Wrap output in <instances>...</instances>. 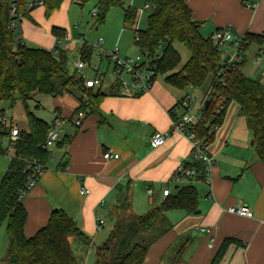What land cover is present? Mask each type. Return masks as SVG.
<instances>
[{
	"label": "crops",
	"instance_id": "0c3cea01",
	"mask_svg": "<svg viewBox=\"0 0 264 264\" xmlns=\"http://www.w3.org/2000/svg\"><path fill=\"white\" fill-rule=\"evenodd\" d=\"M185 1L192 9L193 20L201 23L204 37L230 28L234 36L263 39L246 48L242 72L264 85V0ZM249 4L256 8L249 9ZM204 29L206 34L202 32ZM52 38L50 50L56 42L53 35ZM113 85L104 83L94 89L106 96L98 113L85 114L79 128L70 120L80 101L68 114L60 105L55 109L65 119L64 125L70 123V128L51 149L45 172L21 199L28 213L26 237L45 227L51 213L60 209L92 239V246L100 239L105 243L111 231L105 237L101 234L109 222L113 229L117 207L126 196L132 199V212L142 215L165 200L162 193L165 186L173 194L177 187L190 183L174 181L181 165L193 163L191 143L185 135L173 133L165 145L156 149L149 145L155 132L169 131L175 115L183 113L180 103L188 90L156 79L150 92L127 97L120 90L111 93ZM203 103L204 98L193 106L191 113H199ZM174 108V113H170ZM239 113L240 106L232 103L208 145L215 160L211 183L203 180L190 183L198 193L200 213L170 212L168 218L173 229L151 247L144 264H168L167 253L183 236L194 241L188 252V264H211L226 239L238 243L228 247L222 264H264V163L258 160L253 134ZM110 151L119 158L106 160L104 154ZM148 188L154 191L152 201L147 195ZM82 189L90 193L82 195ZM237 206L248 207L253 217L227 212ZM99 220L104 221L101 231L97 230ZM201 229L209 233H202Z\"/></svg>",
	"mask_w": 264,
	"mask_h": 264
},
{
	"label": "trees",
	"instance_id": "16d2710c",
	"mask_svg": "<svg viewBox=\"0 0 264 264\" xmlns=\"http://www.w3.org/2000/svg\"><path fill=\"white\" fill-rule=\"evenodd\" d=\"M40 1L49 17L67 0H0V103L14 106L21 101L28 124L27 130H21L15 157L9 161L0 184V229L7 221L8 236L7 252L0 264H80L73 241L87 252L93 243L60 209L51 213L47 225L34 236L28 238L24 232L28 213L21 199L31 188L26 185L27 177L23 171L28 161H37L46 170L51 151L43 146L52 126L29 111L28 101L35 94L57 98L75 87L83 94L86 92L88 100H80L74 115L80 112L95 114L106 96L101 90L87 89L83 77L69 73L67 52L56 46L64 43L65 30L52 28L56 40L52 50L31 48L21 39L16 41L19 25L24 19L31 21L32 12L38 8L31 4ZM69 1L83 8L90 0ZM96 1L99 23L105 21L112 8L121 9L124 23L130 26L137 17L138 11L133 6L124 7L121 0ZM150 3L152 11L146 29L134 30L136 47L153 58L158 75H164L168 85L182 91L202 90L208 85L207 99L200 110V123L190 130L208 146L216 129L222 125L225 113L235 102L240 106V117L253 134L257 158L264 163V85L243 74V62L233 66L222 64L221 50L211 37L201 34V23L193 20L192 9L185 0H150ZM253 41L263 39L247 35L243 54ZM178 44L190 54L181 68ZM80 53L81 60L84 58L90 65L92 53L85 49ZM119 90L115 83L111 93ZM185 167L200 170L203 165L193 161ZM201 180L203 177L199 176L189 182ZM190 183L177 187L175 193L142 215L132 212L130 197L126 196L117 207L115 224L106 242L96 251L94 264H144L151 247L173 229L168 218L170 212L193 215L199 210V196ZM189 237L175 251L169 264H188V252L194 242ZM235 243H238L235 239H226L211 264H222L226 250Z\"/></svg>",
	"mask_w": 264,
	"mask_h": 264
},
{
	"label": "rangeland",
	"instance_id": "374dc122",
	"mask_svg": "<svg viewBox=\"0 0 264 264\" xmlns=\"http://www.w3.org/2000/svg\"><path fill=\"white\" fill-rule=\"evenodd\" d=\"M124 7L133 6L137 11L144 8V4L147 0H121ZM97 8V1L90 0L85 7H80L77 4L67 0L65 1L59 10L52 13L51 16L46 17L43 7H38L32 14V20L24 19L19 25V29L16 32V41L21 39L27 46L31 48H43L50 50L53 43L52 27L57 26L66 30V36L69 39V45L60 43L55 45L63 48L67 52V68L70 74L76 73L77 76L84 79H95L98 72L102 77H105V86L109 84H115L117 77L114 73V65L106 57L101 56L96 52H92L90 65L86 64L85 69L77 71L74 67L76 61L81 59L79 53L82 50H89V47L96 46L100 39L104 40V45L97 50L112 51L116 46L120 49L121 58H137L142 57L144 60V53H142L135 45L134 41V28L132 25L124 23V12L119 8H112L107 13L104 22L99 23L98 17H92L93 11ZM152 8L146 10L140 17L138 23V29L144 30L147 27L148 16ZM209 27V26H208ZM208 27L206 29H208ZM206 29L202 32L206 34ZM201 31V30H200ZM84 43L86 44L83 47ZM83 47V48H82ZM176 49L179 51L182 57V63L180 68L188 61L190 54L182 45H176ZM52 50V49H51ZM103 50V51H101ZM224 50V49H222ZM228 51V49H225ZM224 50V51H225ZM86 52V51H85ZM222 59H227L228 56L221 51ZM84 61V58H82ZM157 79L162 81L165 79L164 75H158ZM208 85L202 90L188 89V93L195 96L194 106L199 104L201 100H206V91ZM87 93H82V90H78L75 87L69 89L68 93H65L57 98L50 96L35 94L28 101V108L36 117L42 119L47 124H53L55 119V109L58 105L61 106L65 114L70 113L71 110L76 107V104L80 100L85 101ZM0 107L3 108L8 114L12 115L15 119V124L21 130H27V117L24 105L21 101H18L14 106L7 103H0ZM70 123L60 127V131L63 133L70 128ZM69 127V128H68ZM8 144L5 140L2 141V149L8 150ZM55 152V149H53ZM7 155H0V184L9 165L10 157L14 155V151L9 149ZM132 204V199L130 198ZM112 222L106 224L102 236H106L111 231ZM185 236L179 239V243L176 247L170 249L169 253L165 257V262L170 263L175 251L181 244L185 242L187 238ZM96 244L92 246L88 252L84 250L79 244L73 241V248L76 252L77 259L80 264H94L95 254L97 249L104 244V241L97 240ZM8 248V236H7V221L3 223L0 229V261L6 255Z\"/></svg>",
	"mask_w": 264,
	"mask_h": 264
},
{
	"label": "built area",
	"instance_id": "2783aa9c",
	"mask_svg": "<svg viewBox=\"0 0 264 264\" xmlns=\"http://www.w3.org/2000/svg\"><path fill=\"white\" fill-rule=\"evenodd\" d=\"M133 1V0H131ZM42 7L43 2H36L31 4V7ZM132 6V5H131ZM151 8L150 0H148L144 4V8L137 12V17L131 26L134 30L138 29V23L141 15L148 9ZM249 9H255L256 5L249 4ZM15 11V9L13 10ZM97 16V11L94 10L92 13V17ZM211 39L214 44L219 47L221 51H223L228 58L222 61L223 65H235L243 62V43L244 37L234 36L230 28H224L215 32ZM66 46L69 45V39L66 37L63 41ZM85 44V43H84ZM104 45V40L100 39L96 46L89 47V51L92 53L96 51L100 56L101 60L103 57H106L110 62L113 63L114 73L117 77L116 83L119 85L120 92L123 96L133 97L148 93L151 91L155 80L157 79L158 73L157 68L154 64L153 58L144 54V60L142 57L138 56L137 58H121L120 57V49L118 46L115 47L112 51H103L102 53L98 48H101ZM229 45L228 51L225 49L226 46ZM224 49V50H222ZM81 53H79V56ZM74 67L77 71H81L85 69L86 64L81 59L76 61ZM85 87L87 89H97L101 88L105 83V77H102L99 72L95 79H84ZM195 96L187 93L183 100L180 103V108L183 113L175 115V120L171 125V129L169 131H160L155 132L149 140V145L151 148L156 149L159 148L168 141L170 136L173 133H180L187 137V139L191 143V156L193 161L201 162L203 168L197 170L196 168L186 169L185 165H181L176 172V176L174 181L177 182H185L189 179H195L199 176L203 177V181L207 184L211 183V171L215 164V160L213 156L208 151V146L204 144L202 139L198 138L190 129L200 123V111L199 113L193 114L191 110L195 103ZM204 106V103L201 106ZM200 109V110H201ZM55 120L48 132L46 143L43 148L51 151L53 147L61 140L62 132L60 131V127L64 125L65 119L61 118L58 112H55ZM85 119V113H78L73 115L71 118V123L74 127L79 128L82 125L83 120ZM21 129L17 127L15 124V119L12 115L8 114L3 108L0 107V155H7L8 150L12 149L14 151L13 156H9L10 160L15 157L17 151V144L19 142ZM5 140L8 144V150L4 151L2 149V141ZM104 158L106 160L110 159H118L119 155L112 153V151L104 154ZM45 172V168L37 163V161H28L27 165L23 171V173L27 177V186L28 188H32L41 175ZM90 193L89 190L82 189V195H88ZM153 189H147V195L152 201L153 198ZM163 197H168L171 192L170 189L165 186L163 188ZM227 212L235 215H239L241 217L252 218V211L246 206H237L228 208ZM104 226V221L99 220L97 225V230L101 231ZM202 233H209L206 229H201Z\"/></svg>",
	"mask_w": 264,
	"mask_h": 264
},
{
	"label": "water",
	"instance_id": "95a60500",
	"mask_svg": "<svg viewBox=\"0 0 264 264\" xmlns=\"http://www.w3.org/2000/svg\"><path fill=\"white\" fill-rule=\"evenodd\" d=\"M208 104V102H206V105ZM200 212L199 211H197L195 214L197 215V214H199Z\"/></svg>",
	"mask_w": 264,
	"mask_h": 264
}]
</instances>
